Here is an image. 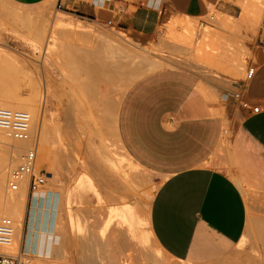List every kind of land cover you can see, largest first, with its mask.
<instances>
[{"label":"rangeland","instance_id":"rangeland-1","mask_svg":"<svg viewBox=\"0 0 264 264\" xmlns=\"http://www.w3.org/2000/svg\"><path fill=\"white\" fill-rule=\"evenodd\" d=\"M245 1L249 2L227 0L231 15L223 13L213 3L209 6L201 3L194 14L164 19H195L199 28L207 26L223 43L244 44L248 55L246 62L242 63L245 72H240L229 69L220 54L208 51L209 48L210 55L206 53V56L211 62L202 53L203 58L199 59L198 52L193 53V49L202 46L199 33L197 39H193L195 42L188 40L192 42L190 48L189 43L185 44L187 40L177 42L166 38L159 30L145 38L124 27L57 12L56 0L47 7L45 17L36 9L28 11L10 0H0V55L6 62L5 66L12 67L15 75V79H8L3 88L21 93L23 102L30 104L28 106L33 113L23 110L30 113L31 121L35 117L33 127L41 112L50 127L48 158L39 156V152L37 160L41 166L37 168L47 173L45 186L37 194L35 205V213L44 218L43 222L35 217L34 208H31L33 199H27L23 188L13 193L19 199V206L21 204L20 212H13L19 216L21 228H24V223L27 224L24 242L25 249L29 250V260L43 258L42 243L47 244L48 241L44 254L49 257L54 245L65 238L55 250L65 254L66 264H73L74 255L80 256L89 251L90 239L96 238L98 233L100 238H105L108 233L113 237L115 264L146 263L151 254L159 252L171 264H192L189 260L167 255L152 236L148 210L161 178L133 160L122 146L116 129L118 106L122 95L137 78L162 67L189 68L219 86H227L230 80L246 78L247 67L259 61L257 50L264 46V0L261 13L255 15L257 18L253 16L255 13L248 12L247 21H243L240 17ZM59 20L91 25L95 33H105L119 41L121 46L115 42L106 44L99 36L70 39L65 28L56 26ZM51 25H55L52 29L56 28V31L47 38ZM40 27L45 30L39 37L35 28ZM120 30L127 32V41L118 37L117 31ZM221 41L218 43L220 47ZM62 44L69 47L64 48ZM203 47L200 50L207 49ZM211 53L214 57L218 55V63L214 62V57L211 58ZM226 125V131L222 132L218 142L222 153L227 150L231 134L230 126ZM36 132L34 127L33 134ZM1 152L0 148V156ZM110 159L118 170L111 165ZM17 160L18 152L6 166L7 175ZM76 220L82 221V228L78 227ZM100 224L102 227L97 230ZM81 240L87 246L80 245ZM251 244L254 245L251 247ZM11 248L9 251L15 252L20 244L15 243ZM229 263L264 264V244L260 246L257 235L253 236L252 242L245 235L230 254L203 264Z\"/></svg>","mask_w":264,"mask_h":264},{"label":"crops","instance_id":"crops-1","mask_svg":"<svg viewBox=\"0 0 264 264\" xmlns=\"http://www.w3.org/2000/svg\"><path fill=\"white\" fill-rule=\"evenodd\" d=\"M10 1L24 10L46 13L53 0ZM60 1L63 12L105 24L110 21L145 38L164 19L194 14L201 3H213L231 15L227 0ZM257 53L260 59L253 65V74L230 80L227 86L211 83L189 68L162 67L137 78L120 100L116 129L122 146L133 160L161 178L149 205V228L155 242L175 259L213 262L234 251L245 235L249 242L257 235L260 246L264 244V46ZM234 90H241L258 111L240 107L230 97ZM226 123L231 134L222 153L218 142ZM243 185L247 193L249 188L248 198ZM36 201L37 196L34 215L43 222L35 213ZM26 227L24 223L20 245L24 249ZM62 240L49 257L44 254L49 241L42 243L43 258H30L32 264H66L65 254L55 250ZM89 244L88 252L74 255L73 264H115L110 234L100 238L98 233Z\"/></svg>","mask_w":264,"mask_h":264},{"label":"bare ground","instance_id":"bare-ground-1","mask_svg":"<svg viewBox=\"0 0 264 264\" xmlns=\"http://www.w3.org/2000/svg\"><path fill=\"white\" fill-rule=\"evenodd\" d=\"M51 2V1H50ZM49 3V2H48ZM52 3V2H51ZM49 5V4H48ZM262 0H256V1H252V0H249L248 1H245L244 2V5H243V12H242V16L240 17L243 21H247V16L246 14L248 12H252V13H255L253 16L255 17V15H259L262 11ZM47 7V5H46ZM57 12H63L61 10H58V9H55ZM64 14H68L66 12H63ZM62 13V14H63ZM59 14V13H57ZM43 16L45 15L42 14ZM42 16V17H43ZM45 17V16H44ZM257 17H255L256 19ZM177 18H174L172 19H169V20H165L163 21L157 30H159L161 32L162 35H164L166 38H171L177 42H183V40H192V42H195L193 41V39L195 40V38L197 37V33L200 34V42L202 43V46H200L201 48L203 47L204 49H207L206 50H200V47L199 49L197 48V50L193 49V53H197L198 52V57L199 59L200 58H208L206 56V53L209 54L208 51H212V53H214L215 51V54H220L223 62L226 64V66L233 70V71H243L242 69V63L246 62V56L248 55V52L246 51V48H245V45L242 44V43H236L237 45L233 44L232 41H230L231 43H228L226 41H224V43L219 39V37L217 36H214V33L207 27V26H203L202 28L200 27L199 28V22L197 24V21L195 19H186L182 20L179 19V20H175ZM43 20V19H42ZM44 21V20H43ZM249 21V20H248ZM257 22V21H256ZM244 23V22H243ZM55 26V25H53ZM51 25V29L53 27ZM58 26L59 28H65L68 36L70 39H80L82 36H94V37H98V38H101V41L103 40V42H105L106 44H110L111 42H115L116 44H119L120 42L113 39L111 36L109 35H99L98 33H95V31L92 29L91 25H88V26H85L83 25L82 23L80 22H61V20H59L58 24L56 25ZM32 28V27H31ZM37 29V34L38 36H42L41 33L44 32L45 28H35ZM55 30H48V34H47V38L51 35H54L55 31H56V28H54ZM57 30H59L57 28ZM64 30H62L63 32ZM35 31H33L34 33ZM65 32V31H64ZM110 32V31H109ZM111 33H112V30H111ZM114 33V32H113ZM64 35V34H63ZM117 35L119 38L121 39H124L126 40V37H127V32H125L124 30H120V31H117ZM216 37V38H215ZM75 38V39H74ZM84 38V37H83ZM90 38V37H89ZM92 39V38H91ZM197 39V38H196ZM222 39V38H221ZM64 40V39H62ZM81 40V39H80ZM225 40V39H223ZM65 41V40H64ZM62 41V42H64ZM83 41V40H82ZM127 41V40H126ZM184 41V42H185ZM185 42L186 43H189L188 46H190L192 44V42L190 43V41L188 42ZM198 41V42H199ZM219 41L222 42V46L220 47L218 43H220ZM61 42V41H60ZM69 42H72L71 40ZM81 42V41H80ZM93 42V41H91ZM183 42V43H184ZM67 43V41H66ZM83 43V42H82ZM98 43V42H97ZM197 43V41H196ZM196 43H193V44H196ZM244 43V42H243ZM68 44V43H67ZM65 45V44H62L64 46V48L67 46L69 47L68 45ZM70 44V43H69ZM91 44V43H90ZM199 44V43H197ZM196 44V47L201 45H197ZM204 44V45H203ZM239 44V45H238ZM120 45V44H119ZM123 45V44H122ZM59 46V45H58ZM121 46V45H120ZM119 46V47H120ZM195 46V45H194ZM62 47V46H60ZM78 48V47H77ZM190 48H192L190 46ZM209 48V50H208ZM53 49V48H52ZM51 49V50H52ZM115 49V48H114ZM220 49V50H218ZM200 50V51H199ZM208 50V51H207ZM214 50V51H213ZM218 50V53L217 51ZM205 51V52H204ZM207 51V52H206ZM62 53V52H61ZM131 53V52H130ZM192 53V54H193ZM200 53V55H199ZM203 57H202V55ZM211 53V58L214 57ZM66 54L69 55V53L67 52ZM112 54V53H111ZM134 54V53H133ZM60 55V54H59ZM196 55V56H197ZM210 55V54H209ZM201 56V57H200ZM218 56V55H217ZM216 57H214V62L220 60H216ZM250 56V55H249ZM61 58V57H60ZM210 58V57H209ZM208 58L209 62L210 59ZM198 59V58H197ZM249 59V58H248ZM196 60V59H195ZM203 60V59H202ZM212 60V59H211ZM196 61H200V60H196ZM205 62V61H204ZM6 63V62H5ZM5 63H4V59H2V56L0 55V107H7V108H22V109H27L28 111H30V113H33L31 112V108L28 106L30 104L28 103H25L23 102V97L21 96L20 97V94L19 92L16 93L14 91H11L9 89H4V85L6 84V81L8 79H15V75H14V72H13V68L11 67H7L5 66ZM203 63V62H202ZM208 63V61H207ZM218 63V62H217ZM222 63V62H221ZM220 63V65H221ZM216 64V63H215ZM223 64V63H222ZM218 65V64H217ZM11 69V70H10ZM245 72V71H243ZM244 74V73H243ZM242 74V76H243ZM245 75V74H244ZM245 77V76H244ZM247 77V76H246ZM9 81V80H8ZM9 86V85H8ZM18 86V85H17ZM6 88V86H5ZM14 90V89H13ZM19 91V90H18ZM28 98V96H27ZM30 98V97H29ZM28 98V99H29ZM27 111V112H28ZM43 112H41L39 114V117L36 118V126H34L36 128V133L35 136L37 137L38 139V152H37V160H38V153L40 152L39 156L41 155L44 159L45 158H48V148H49V144L51 142V136H50V133H49V130H50V127L48 126V124L46 123V120L44 118V114L42 115ZM31 116V115H30ZM35 118V117H34ZM34 118L32 119L31 121V132L33 133V124H34ZM51 132V131H50ZM34 135V134H33ZM26 145V142H22V141H17V140H13L11 139L10 137H8L2 130H0V148L2 149V154L0 156V215H7L8 217H10L12 220L14 219V225H15V237H14V243L11 244V246H15V243H19L21 245V238H22V232H23V228H21V224H20V219H19V216L17 215V213L13 212V211H18V213L20 212V206H19V199H17V197H14V194L15 192H18L20 191L21 188H23L25 190V194L27 195V190L24 186V184H22L19 188V190L17 191H11L8 189L7 187V178H8V175L6 174V166L7 164H9V162L15 158V155L17 154L18 152V159H19V155L22 151V148L23 146ZM40 145V146H39ZM2 146V147H1ZM39 148H40V151H39ZM107 148V147H106ZM99 151V150H98ZM40 159V158H39ZM37 160H36V165L38 168H41V166H39L37 164ZM49 160V159H48ZM111 162H112V166L114 168L115 167V163L113 164V160L110 159ZM18 161V160H17ZM16 161V162H17ZM15 162V163H16ZM11 166V168L14 166V164ZM10 168V170H11ZM129 168V167H128ZM117 169V168H116ZM118 170V169H117ZM9 174V173H8ZM125 174V173H124ZM127 176V175H126ZM125 176V177H126ZM128 177V176H127ZM123 179V178H122ZM126 179V178H125ZM124 179V180H125ZM127 182V180H126ZM128 183V182H127ZM45 185H43L40 190L44 187ZM243 188L242 191H243V194L248 198V193H247V189L246 187L243 185L242 186ZM37 191V192H34L33 195L31 196L30 200L33 199V202L31 203V208H34V199H35V196H37V194L40 192ZM14 193V194H13ZM11 194H13V199H11ZM246 198V199H247ZM26 208V207H25ZM30 209V208H29ZM26 210V209H25ZM82 220V219H81ZM78 222V220H76ZM82 222V221H81ZM80 220H79V225L78 227L80 226V228L83 227V224H81ZM84 222V221H83ZM23 227H24V224H23ZM77 227V228H78ZM21 231V232H20ZM23 238H24V235H23ZM8 247L6 248L5 250L8 251V252H12V251H9L11 250L12 248ZM18 250V249H17ZM160 254H151V259H147L146 260V263H150V264H171L166 258H165V255L162 254L161 252H159ZM259 254V253H258ZM230 264V263H229Z\"/></svg>","mask_w":264,"mask_h":264},{"label":"built area","instance_id":"built-area-1","mask_svg":"<svg viewBox=\"0 0 264 264\" xmlns=\"http://www.w3.org/2000/svg\"><path fill=\"white\" fill-rule=\"evenodd\" d=\"M55 8L61 10L63 3L58 0ZM109 26H117L110 21L106 22ZM254 72V66L249 65L246 70V78ZM230 97L237 100L242 108H250L257 112L259 107L249 104L243 98L241 90L231 91ZM0 130L13 140L26 142L19 155L18 161L14 164L8 174L7 187L11 191L19 190L24 184L27 190V199L34 192L40 190L45 184L47 173L37 168L38 139L31 132L30 113L23 109H11L0 107ZM15 237V225L13 220L4 215H0V264H30L29 253L20 246L15 252H8L5 249L10 247Z\"/></svg>","mask_w":264,"mask_h":264}]
</instances>
